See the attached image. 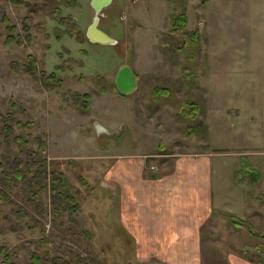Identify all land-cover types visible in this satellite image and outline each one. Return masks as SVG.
Listing matches in <instances>:
<instances>
[{
    "label": "rangeland",
    "instance_id": "rangeland-1",
    "mask_svg": "<svg viewBox=\"0 0 264 264\" xmlns=\"http://www.w3.org/2000/svg\"><path fill=\"white\" fill-rule=\"evenodd\" d=\"M91 3L0 0V264H164L143 260L121 196L102 188L109 155H155L148 175L165 155L213 152L217 205L264 235V0H113L100 28L116 46L88 40ZM184 15L175 32L173 18ZM123 65L139 81L129 96L114 85ZM187 101L200 105L195 120L180 115ZM244 154L262 178L235 173L241 192L231 167ZM46 158L64 163L76 215H57L50 189L33 179ZM245 246L264 258L263 238L216 213L200 264H228Z\"/></svg>",
    "mask_w": 264,
    "mask_h": 264
},
{
    "label": "crops",
    "instance_id": "crops-1",
    "mask_svg": "<svg viewBox=\"0 0 264 264\" xmlns=\"http://www.w3.org/2000/svg\"><path fill=\"white\" fill-rule=\"evenodd\" d=\"M213 154L198 150L165 155L148 175L147 162L155 158L153 154L107 157L102 188L121 196L125 225L134 230L137 244L143 245V260L155 256L166 264H200L203 228L216 213L239 217L220 207L222 200L216 203L214 176L220 167ZM244 155L231 167L233 186L241 192L246 182L236 179L235 173L243 172ZM227 262L254 264L238 254L229 255Z\"/></svg>",
    "mask_w": 264,
    "mask_h": 264
},
{
    "label": "trees",
    "instance_id": "trees-1",
    "mask_svg": "<svg viewBox=\"0 0 264 264\" xmlns=\"http://www.w3.org/2000/svg\"><path fill=\"white\" fill-rule=\"evenodd\" d=\"M67 21H64V25L67 26ZM187 17L184 15L182 17H175L173 18V29L175 32L181 31L183 32L184 29L187 26ZM178 26V27H177ZM67 29V33L71 36H75L81 41V33L79 32V29L75 26L74 28L71 29L70 26ZM78 30V31H77ZM26 68L32 67L31 64H27L25 66ZM35 68V65H33ZM53 78V76L51 77ZM161 91V90H160ZM87 101L89 99V96H86ZM89 108V106H86ZM180 115L189 118L191 120H195L198 118L200 115V105L197 102H184L181 105L180 109ZM19 146L23 148L24 150L26 149L27 142H25L22 137H17L15 139ZM28 155L32 158L37 157L38 153L33 152L31 150H28ZM20 161V160H19ZM23 163L22 161H20ZM36 166H38L39 170H37L36 174H34L33 179H36L40 181L39 183H44L45 187H48L52 193V199L54 202V205H56V210L55 213L57 215H60L61 212L63 211H69L71 215H76L80 209L79 205L74 204L75 199L74 196L71 193V186L70 182L68 180V177L63 171L64 163L61 162L58 159H52L49 160L46 158L45 160H39L36 161ZM1 165V163H0ZM3 167V166H0ZM30 167V172L32 171V166ZM242 167L245 169V171L248 173L249 177L252 178V182L257 183L261 179V175L259 172H257L254 168H252L250 162L247 159V156H242ZM20 169V167L18 168ZM20 170L16 171L15 177H19L20 175ZM228 219L232 222L233 225L237 227H243L249 230V232L259 238L264 239V235L259 233L257 229L250 223L247 222L237 216L227 214ZM253 251V253H250ZM261 252L259 247H256L255 249H252L251 247H242L241 254L243 257L254 264H264V258H263V253L260 255L259 253ZM258 257L259 260L254 259V257ZM2 264H10L8 261L3 262ZM32 264H41V260L38 256H34L32 259ZM57 264H60L59 261Z\"/></svg>",
    "mask_w": 264,
    "mask_h": 264
},
{
    "label": "water",
    "instance_id": "water-1",
    "mask_svg": "<svg viewBox=\"0 0 264 264\" xmlns=\"http://www.w3.org/2000/svg\"><path fill=\"white\" fill-rule=\"evenodd\" d=\"M112 3L113 0H92L91 4L95 11V16L86 32V36L91 43L110 46H116L119 43L117 39L100 28L101 14ZM114 85L120 95H132L139 87L138 76L131 66L123 65L115 76ZM99 126L102 128V133H109L102 125Z\"/></svg>",
    "mask_w": 264,
    "mask_h": 264
}]
</instances>
